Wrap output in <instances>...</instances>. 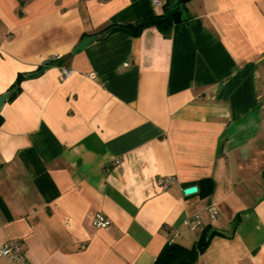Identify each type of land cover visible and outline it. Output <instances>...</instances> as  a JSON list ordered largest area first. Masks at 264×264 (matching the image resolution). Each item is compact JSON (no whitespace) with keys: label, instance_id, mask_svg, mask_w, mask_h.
Masks as SVG:
<instances>
[{"label":"crops","instance_id":"crops-1","mask_svg":"<svg viewBox=\"0 0 264 264\" xmlns=\"http://www.w3.org/2000/svg\"><path fill=\"white\" fill-rule=\"evenodd\" d=\"M161 1L0 0V95L36 73L0 110V246L18 239L26 254L0 264H153L206 227L193 264H264V0H189L169 35L102 32ZM61 65L74 70L63 81Z\"/></svg>","mask_w":264,"mask_h":264},{"label":"trees","instance_id":"trees-1","mask_svg":"<svg viewBox=\"0 0 264 264\" xmlns=\"http://www.w3.org/2000/svg\"><path fill=\"white\" fill-rule=\"evenodd\" d=\"M169 3L170 0H166V3L164 4V12L154 16L151 19H147L137 25L108 24L102 29V32L105 35H108L113 32L120 31L132 36H137L140 34L143 28L147 26H156L163 32V34L169 35L174 25V21L169 14ZM57 62L61 64V59L57 60ZM35 74L36 73H27L19 75L16 83L12 86L11 89L14 90V88H18V84L24 78L34 76ZM2 120L3 119L0 116V124L2 123ZM199 190L201 196H207L208 194H210L213 190L212 179H201L199 181ZM207 228L208 227L203 229L198 239L190 247L180 245L178 243H175L174 241L167 242L158 253L153 264H193L197 260L198 256L204 252L205 248L209 244L210 239L216 234L214 230L208 233Z\"/></svg>","mask_w":264,"mask_h":264},{"label":"built area","instance_id":"built-area-1","mask_svg":"<svg viewBox=\"0 0 264 264\" xmlns=\"http://www.w3.org/2000/svg\"><path fill=\"white\" fill-rule=\"evenodd\" d=\"M156 5H162V1L161 0H152ZM62 56L61 55H52L51 59L52 60H59L61 59ZM73 69L70 67H67L65 65H61L60 68V73H59V80L63 81L65 79H67L72 73H73ZM90 77L94 78L95 77V73H90ZM175 181V177L173 176H163V177H159L157 179V185L163 189L168 188V186L170 184H172ZM210 216L211 219L214 220L215 216H216V210L215 209H210ZM92 224L93 226L97 227V228H104V229H108L111 226V221L106 218L103 214L101 213H97L94 215L93 219H92ZM184 224L187 225L190 229L195 230L196 228H198L199 226L202 225V219L200 217V214L198 213H194L193 215L187 217L184 220ZM172 237H174L175 235H177V231L174 229L172 230ZM170 241H172L170 239ZM0 255L1 256H5L13 261H15L16 263H24L26 261V254L23 250L22 244L20 242V240L18 239H10L8 241H6L5 243H3L0 246Z\"/></svg>","mask_w":264,"mask_h":264},{"label":"water","instance_id":"water-1","mask_svg":"<svg viewBox=\"0 0 264 264\" xmlns=\"http://www.w3.org/2000/svg\"><path fill=\"white\" fill-rule=\"evenodd\" d=\"M189 0H170L169 3V14L174 21V23H179L182 21H187L190 18L188 10L186 8V3ZM104 35H90L84 37L81 42L73 49L74 52L84 49L89 43L103 37ZM14 94V90H8L0 95V110L6 100ZM197 191V186H190L184 190L186 194L193 193Z\"/></svg>","mask_w":264,"mask_h":264},{"label":"rangeland","instance_id":"rangeland-1","mask_svg":"<svg viewBox=\"0 0 264 264\" xmlns=\"http://www.w3.org/2000/svg\"><path fill=\"white\" fill-rule=\"evenodd\" d=\"M258 91L264 101V61L261 63L258 71Z\"/></svg>","mask_w":264,"mask_h":264}]
</instances>
